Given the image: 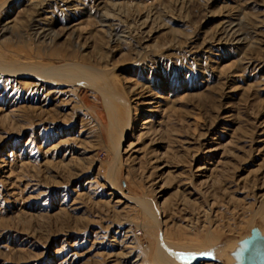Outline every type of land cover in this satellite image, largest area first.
I'll return each mask as SVG.
<instances>
[{"label":"rangeland","instance_id":"374dc122","mask_svg":"<svg viewBox=\"0 0 264 264\" xmlns=\"http://www.w3.org/2000/svg\"><path fill=\"white\" fill-rule=\"evenodd\" d=\"M43 1L0 0L5 49L34 57V45L20 41L30 17L41 24L54 17L63 29L47 54L73 52L74 34L86 44L87 63L99 64L98 54L114 48L106 68L136 105L134 129L114 165L97 89L75 80L30 93L28 79L0 75V264H153L156 245L181 258L175 244L195 248V264H240L247 238L264 237V0ZM119 2L155 16L134 36L139 65L169 59L167 71L137 68L127 42L100 45L93 14ZM75 3L91 13L67 21L63 12ZM238 12L253 46L208 42ZM148 80L157 97L125 90ZM152 108L160 130L137 137ZM204 165L211 170H196ZM207 252L211 258H201Z\"/></svg>","mask_w":264,"mask_h":264},{"label":"bare ground","instance_id":"6f19581e","mask_svg":"<svg viewBox=\"0 0 264 264\" xmlns=\"http://www.w3.org/2000/svg\"><path fill=\"white\" fill-rule=\"evenodd\" d=\"M41 2H42V0H40V2H38V3H35V6L37 7V5H38L41 7V4H42ZM47 2H49V1H46V3ZM61 2L65 3V4H67V3L69 4L71 1L70 0H61ZM56 3H57L56 0H55V3H54V1L51 2L52 7ZM120 3L121 2L110 3L109 4L110 9L106 8L103 11H97L95 14H93V17L95 18L96 22L100 26V32L103 34V36L101 35L102 41L99 40V42L101 41L100 45H102L103 42L106 43V45L107 44L109 45L110 43L118 44V43H122V42H124V43L127 42L128 44H130V47L129 46L128 47H129V52L131 53V56H132L131 57L133 60L132 63L137 64V66H136L137 68H139V67H141V68L143 67L142 69H144L146 67L151 68L152 64H155V65H158L157 67L163 66L164 68H166V71H167L168 67H171V65H172L170 62H168L169 59H168V61H166V63H164L162 60L154 61L151 59L149 63H146V65H144V66L139 65V63L142 59L143 52L139 49L138 43L136 42V40H134V36L136 37V36H138L136 34L144 33L146 29L145 30H143V29L145 27H147L150 22H152V21L154 22L153 19L155 18V16H154V18H151L152 14L150 15V11L142 13L141 10L138 11L139 9H136L137 11H128V9H127V11L123 10L124 6H123V4H120ZM79 4L78 3L74 4L75 10L72 13L68 10H67V12H65V11L63 12V17L66 18L67 21L69 18H73L75 15L80 14L79 16H82L85 14L87 15V13H89V14L91 13V9H92L91 7L92 6L91 7L86 6L85 8L82 7V9L79 8V10H78L77 8H78ZM55 7H56V5H55ZM176 7H177V5H176ZM116 8H119L117 10V12H113V10H115ZM72 9H73V7H72ZM178 9L182 10L183 5H180ZM34 10L37 11V8H34ZM133 10H135V9H133ZM53 12H54V8H53ZM122 12H124V15L122 14ZM236 17H237L236 19H231L232 17H230V18H227L226 21H223V23L218 27V29L213 34H211L209 36L208 42H216L219 44L220 43H224V44H226V43L227 44L228 43H230V44L242 43V45L245 42L244 43L245 46H248V47L253 46V43L250 41V39H251L249 36L250 32L244 31L241 28V24H242L243 20L246 18V14L239 13L238 16H236ZM115 20L118 23L116 25L117 27H112L111 21H115ZM38 21L35 20V18L33 19L32 17L27 19V24H25L26 27H24V28H26V30H24L25 31L24 33L26 36L24 35L25 38L20 40L22 43L25 44V46H29L30 43H32L31 45H34V49L36 50V53L34 54L33 58H29L28 55L22 54L20 52L18 53L16 51L8 52L7 49H5V47H4L5 46L4 41H3L4 38L3 39H1V38L5 34H7V31L9 30V28L7 26L0 25V75L4 76V77L6 76L7 78L12 77L14 79L13 82H15V79L18 77L28 79V80H25V82H23V85H24L23 87H27L26 90H29V92H30V90H33L34 92L40 91V89L46 90V92H47V88L52 87L50 84H55V83L61 84L63 82H71V81L76 82L75 80L78 81V83H76V84H82V85H86L87 87L97 89L102 95L103 103H104V106H105L107 113H108L107 130H108L109 138L111 140L110 142H112V146H111L112 147V149H111V155L112 156L111 157H112L113 163L115 165V163L119 162V159H120L119 144L123 141L124 137L128 135L129 129L132 128L131 132H133L134 127L132 125L135 121L134 113L136 111V107H135L136 105L132 107L131 104L128 103V100L130 99V97L125 95L122 92V90L115 88L112 84L113 83L112 78L114 76L111 77V74H110L108 68H106V66H107L108 57L114 48L113 49L109 48L108 50L106 49V51H102V53H100L101 52V50H100L101 46H100L99 47V50H100L99 53L100 54L97 53L98 59H99V60L97 59V61L99 64L93 65L91 63H87V62H85V58L83 57L85 55L84 54L85 52L83 53V50L86 48V44L80 43L79 34L77 36H75V34H74V37H72L74 40V41L72 40V42H73L72 47L74 48L73 52H71L68 55H63V54H60L59 52H55L54 54H47V51H49V49L55 43V41L62 35L60 32H62L63 29H61L60 32H58L56 30L54 24L56 23L57 19L54 17H51L50 19L46 18L44 24H41V22H38ZM39 23L41 24L40 26H39ZM120 24H122V26L125 25L126 29L120 28ZM113 25H115V24H113ZM62 27H60V28H62ZM19 30H22V29L20 28ZM147 32H150V31H147ZM122 33L124 35H122ZM22 34L23 33L19 34V37L23 36ZM148 34H150V33H148ZM15 35H13V36H15ZM141 36H142V34H141ZM11 38H13V37H11ZM14 38H16V37H14ZM70 42H69V44H70ZM174 43L169 44V45L166 44L167 45L166 47L171 46L172 48H176L177 46ZM107 47H109V46H107ZM95 53H96V51H95ZM41 56L42 57L46 56L48 58V61L47 62L45 60H44L45 62L42 61ZM46 57H44L43 59H45ZM56 62H59V64H56ZM137 71H139V70H137ZM140 71H141V69H140ZM146 73L147 72H145V74ZM163 75H165V74H163ZM150 82L151 81L148 80L147 85L145 83H142V84L133 83L132 86L128 85V89H125V90L128 91L129 93H132L137 88H140L141 92L142 91L151 92L152 95H155L157 97L158 94L156 92L152 93L153 88L151 87L152 83H150ZM56 90H57V86H56V88L54 87L53 89H51V91L49 90L48 92H52V91L54 92ZM138 91H139V89H138ZM125 93H127V92H125ZM136 93L138 94V92H136ZM142 93H144V92H142ZM137 102H139V101H137ZM151 103H154V102L148 101V104H151ZM148 112L149 113L151 112V114L142 120V125H141L140 129L138 130L137 137H139L140 135L151 134V133H153V131L156 132L157 130H160V127L156 128L155 126H153V123H152V118H153L152 112H155V110L152 108ZM159 123H160V121H158V124ZM160 158H161V156H160ZM157 166L158 165H155L154 167H157ZM203 168H205V170L206 169L211 170V168H209L205 165L201 166L200 168L197 167L196 170L202 171ZM259 199L262 201V204L260 205V211L262 210V213L264 214V193H262L260 195ZM145 206L149 207L150 209L152 208L151 203L149 201H148V205L145 204ZM206 244H208V243H206ZM155 247L156 248H155V251L153 254L154 255L153 256V264H195V262L200 259V257L196 256V254L194 256L191 255V254H194L193 249H195L192 246H184V245H178V244H175L172 246V248L177 249L178 251H180L184 255L185 254H188V256L191 255L190 257H185V258H180L174 252H173L174 256H171V253L165 252L164 248H162L160 245H156ZM250 248H251V243H246V244L244 243L241 246V248H240L241 252L243 250L244 251L247 250V251L244 253L242 261L240 264H244L245 257L249 253ZM199 255H201V254H199ZM201 258L210 259L211 258V252H207L205 255L201 256Z\"/></svg>","mask_w":264,"mask_h":264},{"label":"water","instance_id":"95a60500","mask_svg":"<svg viewBox=\"0 0 264 264\" xmlns=\"http://www.w3.org/2000/svg\"><path fill=\"white\" fill-rule=\"evenodd\" d=\"M247 240L251 243V248L244 264H264V237L253 232Z\"/></svg>","mask_w":264,"mask_h":264},{"label":"snow or ice","instance_id":"6c2138e0","mask_svg":"<svg viewBox=\"0 0 264 264\" xmlns=\"http://www.w3.org/2000/svg\"><path fill=\"white\" fill-rule=\"evenodd\" d=\"M191 255H195V254H191ZM181 258H185V257L183 256V254L181 255Z\"/></svg>","mask_w":264,"mask_h":264}]
</instances>
